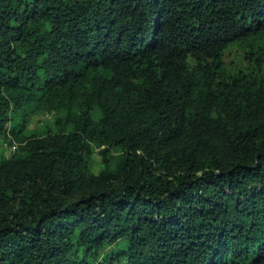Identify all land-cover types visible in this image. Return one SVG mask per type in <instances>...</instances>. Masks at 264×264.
Wrapping results in <instances>:
<instances>
[{
	"label": "trees",
	"instance_id": "obj_1",
	"mask_svg": "<svg viewBox=\"0 0 264 264\" xmlns=\"http://www.w3.org/2000/svg\"><path fill=\"white\" fill-rule=\"evenodd\" d=\"M0 264H264V0H0Z\"/></svg>",
	"mask_w": 264,
	"mask_h": 264
},
{
	"label": "rangeland",
	"instance_id": "obj_2",
	"mask_svg": "<svg viewBox=\"0 0 264 264\" xmlns=\"http://www.w3.org/2000/svg\"><path fill=\"white\" fill-rule=\"evenodd\" d=\"M225 67L234 73V75L248 74L253 70V65L249 56L243 49L238 46H233L226 51L224 56ZM50 121L43 119L41 116H35L32 119L28 134L43 133L46 126L50 125ZM6 154L9 155L8 150ZM100 158L95 156L94 163L99 166Z\"/></svg>",
	"mask_w": 264,
	"mask_h": 264
},
{
	"label": "built area",
	"instance_id": "obj_3",
	"mask_svg": "<svg viewBox=\"0 0 264 264\" xmlns=\"http://www.w3.org/2000/svg\"><path fill=\"white\" fill-rule=\"evenodd\" d=\"M17 149H18V145H17V143H13V145H12V147H11L9 153H11V154H15L16 151H17Z\"/></svg>",
	"mask_w": 264,
	"mask_h": 264
}]
</instances>
